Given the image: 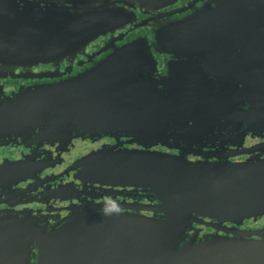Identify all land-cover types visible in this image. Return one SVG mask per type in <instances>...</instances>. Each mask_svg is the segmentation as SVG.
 Wrapping results in <instances>:
<instances>
[{"label":"water","instance_id":"obj_1","mask_svg":"<svg viewBox=\"0 0 264 264\" xmlns=\"http://www.w3.org/2000/svg\"><path fill=\"white\" fill-rule=\"evenodd\" d=\"M173 28L190 32H164L159 44L191 50L213 45L216 32L262 34L264 0H220L216 7L205 6ZM77 34L73 46L88 43L86 35ZM54 38L53 32H21V62L45 63L71 46L58 45ZM10 53L18 57L17 44ZM253 55L256 63L251 67L264 76V52ZM132 61H156L147 40L128 45L72 81L30 88L16 99L0 96V143L21 128L27 132L46 128L50 133L126 131L152 137L163 146L167 144L162 136L170 133L169 140L175 139L177 145L169 147L179 149L181 142L192 145L180 136L191 139L205 133L198 126L218 118L255 131L264 124V84L250 82L244 99H235L227 87L216 93V87L184 83L178 74H172L170 99L175 107L170 106L169 113L161 105L153 114H136L125 100L134 86L126 76ZM153 94L158 104L167 100L158 85H153ZM82 165L96 183L133 188L143 195L153 203L154 216L143 215V208L119 213L109 205L92 203L76 209L61 228L48 230L25 214L4 225L8 239L0 240V248L4 247L0 252L10 264L18 260L21 264H264V228H238L264 218V160L193 162L182 154L108 148ZM206 219L232 223L234 228L228 231L208 224L215 232L202 235L195 224L204 225Z\"/></svg>","mask_w":264,"mask_h":264},{"label":"flooded vegetation","instance_id":"obj_2","mask_svg":"<svg viewBox=\"0 0 264 264\" xmlns=\"http://www.w3.org/2000/svg\"><path fill=\"white\" fill-rule=\"evenodd\" d=\"M219 2L0 0V96L4 100L16 99L30 88L72 81L98 68L128 45L145 39L156 61L127 64L131 68L126 76L134 86L125 100L134 113L153 114L154 108L161 105L169 113L170 106L175 107V101L170 99V86L174 82L172 74L182 76L180 81L184 83L210 84L217 88L216 93L227 87L232 97L244 99L250 82L264 84V76L251 67L256 63L253 52H264V32H216L213 45H199L191 50L187 46L161 45L158 41L164 32H190L177 31L173 27L192 17L199 9L208 5L216 7ZM21 32H53L56 44L69 42L71 46L48 62L24 63L20 58ZM77 32L86 35L88 43L73 46ZM15 44L18 57L10 53ZM153 85L159 86L162 99L167 97L162 104L154 102ZM177 111L180 115L183 113L180 107ZM198 128L205 133L191 139L176 133L192 143L184 145L181 142L179 149L169 147L168 144L177 145L175 139L169 140L170 133L162 136L167 144L163 146L155 144L152 137L144 139L142 135L132 136L126 131L99 134L55 130L50 133L46 128L36 132L21 128L0 143V227H3L0 240L3 243L8 239L4 225L9 220L32 215L40 220L42 227L52 230L61 228L76 209L92 203L109 205L119 213H134L136 208H143V215L153 217L150 211L153 203L133 188L103 185L85 175L82 164L86 159L108 148L182 154L193 162L264 160V124L255 131L249 125H231L224 118H218ZM262 222L264 218L250 220L238 228L256 231L264 226L247 225ZM203 223L195 224L196 228L203 230L202 235L215 232L208 224L228 231L234 228L232 223L220 225L209 219ZM3 249L2 246L0 250ZM0 264H10L3 252H0ZM13 264H21V260Z\"/></svg>","mask_w":264,"mask_h":264},{"label":"rangeland","instance_id":"obj_3","mask_svg":"<svg viewBox=\"0 0 264 264\" xmlns=\"http://www.w3.org/2000/svg\"><path fill=\"white\" fill-rule=\"evenodd\" d=\"M246 224V223H245ZM245 226V225H244ZM247 226H249V227H258V226H264V222H262V223H258V224H255V223H249Z\"/></svg>","mask_w":264,"mask_h":264}]
</instances>
